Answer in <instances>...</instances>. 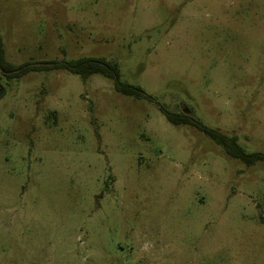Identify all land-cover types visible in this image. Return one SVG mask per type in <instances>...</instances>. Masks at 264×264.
I'll return each instance as SVG.
<instances>
[{"label": "rangeland", "instance_id": "obj_1", "mask_svg": "<svg viewBox=\"0 0 264 264\" xmlns=\"http://www.w3.org/2000/svg\"><path fill=\"white\" fill-rule=\"evenodd\" d=\"M0 264H264V0H0Z\"/></svg>", "mask_w": 264, "mask_h": 264}, {"label": "trees", "instance_id": "obj_2", "mask_svg": "<svg viewBox=\"0 0 264 264\" xmlns=\"http://www.w3.org/2000/svg\"><path fill=\"white\" fill-rule=\"evenodd\" d=\"M56 69L75 74L81 80H86L91 75H102L112 79L116 91L124 95L142 96L153 100L152 96L145 93L139 86L131 85L120 80L117 63L104 58L81 56L75 59L47 60L43 62H24L18 65L7 62L3 57L2 41L0 37V72L11 77H20L31 70ZM159 109L171 124H189L208 136L216 144L223 147L225 152L246 165H252L257 161L264 162V152H247L236 140L235 136H228L218 129L210 128L201 121L193 118L188 113L170 112L163 106Z\"/></svg>", "mask_w": 264, "mask_h": 264}]
</instances>
